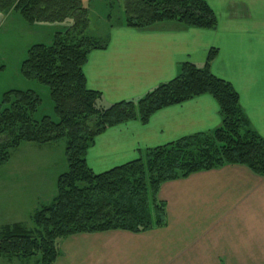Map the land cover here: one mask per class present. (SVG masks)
I'll return each instance as SVG.
<instances>
[{"label": "trees", "instance_id": "16d2710c", "mask_svg": "<svg viewBox=\"0 0 264 264\" xmlns=\"http://www.w3.org/2000/svg\"><path fill=\"white\" fill-rule=\"evenodd\" d=\"M124 25L145 29L159 22L213 29L217 17L205 0H123ZM17 12L32 26L69 24L55 31L49 44H34L21 62L20 73L48 88L56 119H35L41 99L32 90L11 89L0 101V164L21 143L39 145L65 140L67 169L56 178L52 199L30 215L34 226H0V257L31 258L52 264L57 240L76 233L107 230L141 232L166 223L164 203L156 198L161 183L223 165L240 164L264 176V139L249 125L233 86L210 70L216 49L204 64L180 65L175 77L136 100L106 105L98 91L88 89L83 65L105 39L86 34L88 9L81 0H0V14ZM110 15H108L109 17ZM2 66H0V69ZM209 94L219 107L220 125L145 151L143 157L102 173L87 166L85 153L106 128L139 119L156 110ZM10 258V257H9Z\"/></svg>", "mask_w": 264, "mask_h": 264}, {"label": "crops", "instance_id": "0c3cea01", "mask_svg": "<svg viewBox=\"0 0 264 264\" xmlns=\"http://www.w3.org/2000/svg\"><path fill=\"white\" fill-rule=\"evenodd\" d=\"M205 1L217 17L213 29L172 21L145 29L110 25L106 47L92 50L83 65L86 86L106 105L136 100L175 77L182 63L201 67L214 48L211 72L233 86L250 127L264 139V0ZM220 122L215 99L201 94L160 108L145 122L106 128L85 161L102 173ZM156 198L164 203L163 226L60 238L52 264H264V176L227 164L164 181Z\"/></svg>", "mask_w": 264, "mask_h": 264}, {"label": "rangeland", "instance_id": "374dc122", "mask_svg": "<svg viewBox=\"0 0 264 264\" xmlns=\"http://www.w3.org/2000/svg\"><path fill=\"white\" fill-rule=\"evenodd\" d=\"M81 2L88 9L87 35L105 39L110 25L124 22L123 0ZM68 24L69 21L30 26L17 12L0 14V101L8 90H32L41 99L34 118L50 116L56 119L48 88L36 80L24 78L20 65L30 46L49 44L54 32L63 30ZM64 146V139L47 145L23 142L10 152L7 162L0 164V222L3 225L18 223L27 229L34 226L30 215L51 200L49 198L56 192L57 176L67 169ZM37 259L38 256L5 255L0 257V264H36Z\"/></svg>", "mask_w": 264, "mask_h": 264}]
</instances>
